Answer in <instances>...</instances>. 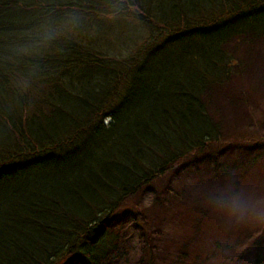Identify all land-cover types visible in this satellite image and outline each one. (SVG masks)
<instances>
[{"label":"trees","instance_id":"obj_1","mask_svg":"<svg viewBox=\"0 0 264 264\" xmlns=\"http://www.w3.org/2000/svg\"><path fill=\"white\" fill-rule=\"evenodd\" d=\"M108 3L0 0V264H111L123 214L144 228L143 208L184 199L173 180L182 170L233 163L210 104L249 105L264 0H124L114 18ZM69 13L74 28L17 54L40 24ZM134 23L148 30L140 44Z\"/></svg>","mask_w":264,"mask_h":264},{"label":"rangeland","instance_id":"obj_2","mask_svg":"<svg viewBox=\"0 0 264 264\" xmlns=\"http://www.w3.org/2000/svg\"><path fill=\"white\" fill-rule=\"evenodd\" d=\"M132 25L135 26L130 35L140 44L146 40L148 30L136 23ZM119 28L115 26L114 32ZM249 45H252L251 40L238 54L247 52L245 46ZM249 51L255 54V63L251 64L245 83L253 90L249 105L242 102L232 105L228 99L221 100L219 107L217 100L210 104L213 118L222 129L223 144L232 146L233 163L224 173L212 174L215 165L212 160L205 171L210 170L204 174L205 171L197 175L182 170L181 177L173 180L176 191L182 193L184 199L166 203L161 209L155 204L143 208V212L148 210L144 228L136 224L138 218L142 219L141 215L123 214L122 221L115 225L119 235L118 252L111 258V264H147L150 243L156 248L155 264H249L250 257L256 255L254 249L264 251V241L256 240L264 232V224L236 223L217 210L211 201L212 195L227 189L264 200V53L253 48ZM246 144L259 145L258 153L243 151ZM230 156L228 150L220 161L229 163ZM144 200L147 206L151 205L152 195ZM198 216L203 219L196 226ZM145 230L155 233L150 241ZM254 240L258 244L252 249Z\"/></svg>","mask_w":264,"mask_h":264},{"label":"clouds","instance_id":"obj_3","mask_svg":"<svg viewBox=\"0 0 264 264\" xmlns=\"http://www.w3.org/2000/svg\"><path fill=\"white\" fill-rule=\"evenodd\" d=\"M124 0H109L107 15L117 17L123 10ZM79 17L69 13L59 24L44 22L40 24L29 40L18 46V55H30L36 49L45 46L49 41L61 35L65 30L74 28ZM214 207L225 214L230 220L236 223L254 221L264 224V200H256L246 196L243 192L233 189L221 190L218 194L211 196ZM249 264H256V256L250 257Z\"/></svg>","mask_w":264,"mask_h":264}]
</instances>
